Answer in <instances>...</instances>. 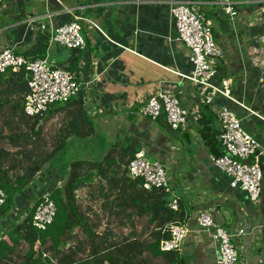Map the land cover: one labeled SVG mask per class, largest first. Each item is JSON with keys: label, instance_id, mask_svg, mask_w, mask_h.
<instances>
[{"label": "crops", "instance_id": "crops-1", "mask_svg": "<svg viewBox=\"0 0 264 264\" xmlns=\"http://www.w3.org/2000/svg\"><path fill=\"white\" fill-rule=\"evenodd\" d=\"M179 1L184 0H0V49L9 47L23 55L33 48L38 35H49L52 27L76 15L95 22L99 30L81 24L86 47L79 50L75 73L79 80L94 76L96 80L82 85L74 97L81 100L84 117L80 116L89 119L93 134L89 138L72 135L64 148L78 149L84 143L88 150L80 160L86 162L100 161L114 145L143 151L148 158L160 161L172 196L178 198L179 208L185 213L182 222L188 226L178 252L183 264H219L211 233L195 223L196 214L203 210L212 211L215 221L230 233L243 230L233 239L238 264H264V157L261 195L253 203L212 165L210 157L215 154L204 139L205 132L222 151L215 110L225 106L237 114L242 127L264 149V90L259 85V67L250 54L253 48L264 46V0H233L238 12L234 19L219 15L212 0L192 3L212 21L213 37L222 53L216 81L229 80L232 98L218 95L212 107L201 103L197 87L187 79L192 69L189 50L176 40L171 15V7ZM39 25L45 26L43 32L37 30ZM50 55L57 63H65L72 53L57 47ZM162 87L173 92L189 111L192 118L185 128L170 129L163 115L153 120L132 113ZM74 105L51 106L48 119L60 115L70 119ZM78 141L83 143L77 145ZM57 155L47 175L39 173L40 177L36 175L32 180V193L50 191L53 185L59 187L66 180L67 175L61 173L68 168L62 171L60 165L68 163L56 161ZM116 191V184H109L95 170L84 176L76 191L79 218L84 222L73 227L72 235L85 234L84 228L89 227L97 234L118 235L120 229H129L123 234L147 237L152 229L151 225L147 227V218L131 215L130 209L122 212ZM30 203L24 201V210ZM144 218L146 226L139 233L133 222Z\"/></svg>", "mask_w": 264, "mask_h": 264}, {"label": "trees", "instance_id": "trees-1", "mask_svg": "<svg viewBox=\"0 0 264 264\" xmlns=\"http://www.w3.org/2000/svg\"><path fill=\"white\" fill-rule=\"evenodd\" d=\"M48 37L49 35L45 34L38 35L33 48L23 55L32 60L44 58ZM71 53L69 61L58 63V66L75 72L78 69L76 67L80 52L71 49ZM27 92L28 86L23 69H8L5 73H0V113L8 106L12 114L19 111L27 118L21 120L27 125L28 132L6 137L13 146H18L21 141L27 143L30 138L40 141L42 130L39 124L50 109L40 116H26L23 111V100ZM67 103L75 104L74 108L69 111L70 119L58 130L54 147L50 152L42 151L40 145L32 146L31 151L27 152L18 149L16 153L0 148V187L6 194L5 202L0 207V264H16L15 259H20L19 264H153L157 260H162L164 264H183L178 252H162L159 249V243L169 237V233L165 231L168 225L182 222L185 218L182 207L179 208L178 205L177 211L171 210L168 207L169 195L164 190H147L143 187L142 181H131L125 175L127 171L123 167H126L134 157L135 151L119 145L111 147L100 161L73 160L60 165L62 171L68 168L66 173H61V176L67 175L66 180L59 187L53 185L50 191L44 190L49 193V198L56 208L53 222L43 231L33 227L32 215L37 204L38 192L29 191L32 180L43 170L46 163H50L55 155L64 149L70 136L89 138L93 134L89 119H83L81 100L71 98ZM205 130L207 132L208 128ZM204 139L215 157L223 154L205 132ZM17 155H20L21 159H17ZM27 162L28 166H24L23 164ZM16 170H20L21 173L15 175ZM93 170L109 184H116V196L122 212L130 209L131 215L147 218V227L152 226L147 237L135 233L121 236L109 232L97 234L87 227L83 230L87 250L81 240L76 245L64 249L67 242L73 239L71 233L73 227L84 222L79 218L76 191L83 177ZM110 173L114 174L113 177L109 176ZM22 195L25 200L31 202V205L24 210L23 203L21 212L18 211L14 215L13 208ZM130 214L125 215L129 217ZM117 237H120L119 240ZM22 244L27 245V250L23 255H19Z\"/></svg>", "mask_w": 264, "mask_h": 264}, {"label": "built area", "instance_id": "built-area-1", "mask_svg": "<svg viewBox=\"0 0 264 264\" xmlns=\"http://www.w3.org/2000/svg\"><path fill=\"white\" fill-rule=\"evenodd\" d=\"M194 1L197 0L174 3L171 15L176 40L189 50L192 69L187 79L197 87L201 103L212 107L218 95L230 99L232 97L229 80L216 81L217 65L222 53L213 37L212 21L192 5ZM212 1L219 15L230 19L238 16L233 0ZM83 23L99 30L91 19L77 15L67 23L52 27L44 58L32 60L15 53L9 47L0 49V73L16 68L25 72L28 92L24 96L23 111L26 116H40L53 105L67 103L71 98L78 96L82 85H90L96 80L95 76L91 80H79L75 72L61 69L50 55L51 50L57 47L84 50L86 42L81 34ZM37 30L43 32L45 26L39 25ZM250 54L254 57V64L259 67V85L264 90V46L253 48ZM132 113L153 120L163 115L170 129L174 131L185 128L192 118L173 92L163 87ZM215 113L219 125L218 142L223 154L219 157L211 156L210 162L230 179L232 187L244 192L248 199L255 203L259 200L262 190L261 159L264 157V149L257 139L242 127L241 119L232 109L222 106L217 108ZM126 171L129 178L142 181L145 189H162L172 196L164 166L158 160L148 159L143 151L135 152L126 166ZM41 190L37 191L32 225L43 231L52 224L56 208L49 198V193ZM5 199L6 194L0 187V207ZM168 207L177 211L178 198L172 196ZM13 214H17V209L13 210ZM195 223L201 230L211 233L218 251L219 264H238L233 239L242 235L243 230L230 233L215 221L213 212L208 210L199 211L195 216ZM165 231L169 233V237L159 243L160 251L179 252L188 232L186 222L171 223Z\"/></svg>", "mask_w": 264, "mask_h": 264}, {"label": "rangeland", "instance_id": "rangeland-1", "mask_svg": "<svg viewBox=\"0 0 264 264\" xmlns=\"http://www.w3.org/2000/svg\"><path fill=\"white\" fill-rule=\"evenodd\" d=\"M57 58V57H56ZM21 119H27L26 117H24L19 111H17L15 114H12L10 112V109L8 108V106H6L2 112L0 113V148L5 149L7 151H10V153H16V151H18V149H21V151L23 152H27V150L32 149L33 147H36L37 145L41 146V150L47 152V151H51L54 147L55 144V139H56V134L58 131V128H60L66 121H68L69 119H65V117L63 115L57 116L56 118H49L48 119V115H45V120H42L41 123L39 124V128L42 130L41 131V135L42 138L40 141H37L36 139H29V141L27 143H24L23 141H21L19 143L18 146H13V144H11L9 142V139H7L6 137L12 136L16 133H20V132H28V127L27 125L24 123V120ZM29 123L31 121H28ZM32 142V143H31ZM22 143V144H21ZM79 143H83V142H77V145ZM19 146H22L21 148ZM83 146H85V144H81L78 149L71 147V148H64L57 156H56V161L58 162H66L69 163L72 160H80V158H84L81 154H84L87 152V148H84ZM12 158V157H11ZM17 159H21L20 155L16 156ZM81 158V159H82ZM148 158V157H147ZM23 159V158H22ZM150 159V158H148ZM151 160V159H150ZM10 162V160H9ZM8 164V163H6ZM29 164V162L23 164L24 166ZM28 166V165H27ZM53 165H51L50 163H46L43 167V170L40 172L43 173V175H47L48 169H50V167H52ZM21 171L20 170H16L14 172L15 175L20 174ZM39 175V173H37ZM36 174V175H37ZM37 175V176H38ZM42 175V174H41ZM40 177V176H38ZM40 179V178H39ZM38 179V180H39ZM36 184H38L37 181H35ZM29 191H33V188H28ZM80 195V194H79ZM24 196L22 195L19 199H18V204L16 205L15 208H17V212H21V210L23 209L22 204L25 201V198H23ZM135 228L137 232H141V229L146 226V219H136L134 222ZM4 231L6 229H3ZM119 236L121 235H125L123 233H128L129 229H126L125 231H122L121 229L119 230ZM101 233V232H99ZM3 234V233H2ZM1 234V235H2ZM117 237L116 239L119 240ZM82 241L83 242V246L85 247V249H88L87 243L85 242V234H80V233H76L73 235V239L71 241L67 242V245L69 244V246L72 245H76L78 243V241ZM66 245V246H67ZM68 247V246H67ZM66 249V247L64 248ZM27 250V245L26 244H22L20 246L19 249V255H23ZM15 263L19 264L20 263V259H15ZM153 264H164V262L162 260H157L155 261Z\"/></svg>", "mask_w": 264, "mask_h": 264}]
</instances>
